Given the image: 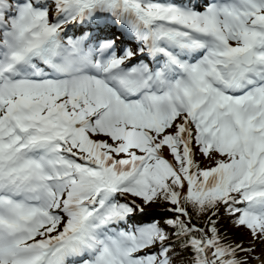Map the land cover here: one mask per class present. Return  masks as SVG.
<instances>
[{"label": "snow or ice", "instance_id": "obj_1", "mask_svg": "<svg viewBox=\"0 0 264 264\" xmlns=\"http://www.w3.org/2000/svg\"><path fill=\"white\" fill-rule=\"evenodd\" d=\"M221 210L264 243V0H0V264H248Z\"/></svg>", "mask_w": 264, "mask_h": 264}, {"label": "trees", "instance_id": "obj_2", "mask_svg": "<svg viewBox=\"0 0 264 264\" xmlns=\"http://www.w3.org/2000/svg\"><path fill=\"white\" fill-rule=\"evenodd\" d=\"M137 200L140 201L139 199ZM168 206H172V205L163 200H159L155 203L147 205L146 207H148L150 211L141 215L143 217L141 221L143 222L158 221L161 225H163L165 220L169 218H173V213L169 211ZM188 211L192 215L193 224H196L200 227H203L205 225L208 219V215H203V216L197 215L196 210L193 209L191 206L188 207ZM155 212L157 213L155 215H152ZM214 219H216L217 221V227L219 228L220 233L223 236L225 242L239 243V244H243L244 247L253 246L252 248H254L252 237L248 233V231L243 228L234 227L231 218H229L223 210H221L220 214L217 217H214ZM167 230L169 232L173 231L171 228H168ZM182 244L183 241H176L175 238L173 237V247L175 248V255H174L175 264H189V261L191 259L190 252L187 250H183L181 247ZM254 257H255V251L252 252L251 255L247 257L248 264H252Z\"/></svg>", "mask_w": 264, "mask_h": 264}, {"label": "rangeland", "instance_id": "obj_3", "mask_svg": "<svg viewBox=\"0 0 264 264\" xmlns=\"http://www.w3.org/2000/svg\"><path fill=\"white\" fill-rule=\"evenodd\" d=\"M165 155L168 156L167 150H165ZM168 158H170V156ZM197 159L201 162L202 167L211 166L210 162L207 159H205L204 157L197 156ZM138 202L141 203L140 201H138ZM156 213L157 212H155L152 215H155ZM252 242H253L254 248H255V257H254V260L252 261V264H262V261H264V243H262L261 241H258V240L253 241V239H252Z\"/></svg>", "mask_w": 264, "mask_h": 264}]
</instances>
